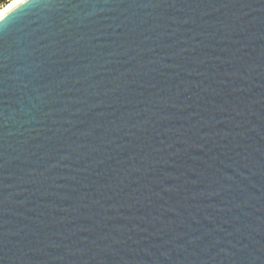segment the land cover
I'll list each match as a JSON object with an SVG mask.
<instances>
[{
  "label": "water",
  "instance_id": "95a60500",
  "mask_svg": "<svg viewBox=\"0 0 264 264\" xmlns=\"http://www.w3.org/2000/svg\"><path fill=\"white\" fill-rule=\"evenodd\" d=\"M0 264H264V0L0 19Z\"/></svg>",
  "mask_w": 264,
  "mask_h": 264
},
{
  "label": "bare ground",
  "instance_id": "6f19581e",
  "mask_svg": "<svg viewBox=\"0 0 264 264\" xmlns=\"http://www.w3.org/2000/svg\"><path fill=\"white\" fill-rule=\"evenodd\" d=\"M19 3V0H9L4 6L0 8V13H6L9 9Z\"/></svg>",
  "mask_w": 264,
  "mask_h": 264
},
{
  "label": "snow or ice",
  "instance_id": "6c2138e0",
  "mask_svg": "<svg viewBox=\"0 0 264 264\" xmlns=\"http://www.w3.org/2000/svg\"><path fill=\"white\" fill-rule=\"evenodd\" d=\"M24 0H19V3L15 5L12 9H9L6 13H0V19H5L11 12L15 10V8L19 7L20 4H23Z\"/></svg>",
  "mask_w": 264,
  "mask_h": 264
},
{
  "label": "rangeland",
  "instance_id": "374dc122",
  "mask_svg": "<svg viewBox=\"0 0 264 264\" xmlns=\"http://www.w3.org/2000/svg\"><path fill=\"white\" fill-rule=\"evenodd\" d=\"M6 2H9V0H5V1H1V0H0V8H1V5L4 6V4H5Z\"/></svg>",
  "mask_w": 264,
  "mask_h": 264
},
{
  "label": "built area",
  "instance_id": "2783aa9c",
  "mask_svg": "<svg viewBox=\"0 0 264 264\" xmlns=\"http://www.w3.org/2000/svg\"><path fill=\"white\" fill-rule=\"evenodd\" d=\"M6 3H7V2H6ZM6 3H5V4H6ZM5 4H4V5H5ZM2 6H3V5H1V7H2Z\"/></svg>",
  "mask_w": 264,
  "mask_h": 264
},
{
  "label": "trees",
  "instance_id": "16d2710c",
  "mask_svg": "<svg viewBox=\"0 0 264 264\" xmlns=\"http://www.w3.org/2000/svg\"><path fill=\"white\" fill-rule=\"evenodd\" d=\"M1 1H5V0H1Z\"/></svg>",
  "mask_w": 264,
  "mask_h": 264
}]
</instances>
